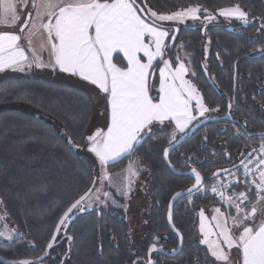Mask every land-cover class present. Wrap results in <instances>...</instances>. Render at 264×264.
Returning a JSON list of instances; mask_svg holds the SVG:
<instances>
[{"label": "trees", "instance_id": "16d2710c", "mask_svg": "<svg viewBox=\"0 0 264 264\" xmlns=\"http://www.w3.org/2000/svg\"><path fill=\"white\" fill-rule=\"evenodd\" d=\"M237 3L246 11L251 10L252 23L233 29L224 25H210L203 29L178 27L174 47L167 49L169 55L181 44L182 50L190 55L192 73L189 76L205 105L215 110L211 117L223 116L227 105L233 98L235 100L230 120L209 121L201 125L169 154V161L176 170L185 172L196 168L209 184L215 170L233 166L243 157L246 151L243 146L248 140L243 133L249 128L264 129L263 120L259 125L258 121L255 124L252 120L254 116L264 117V53L254 51L264 43V32L257 31L260 18L264 17V0H144V6L156 12H171L196 5L208 9V12H216ZM206 36L210 42L205 53ZM115 59L119 61L117 56ZM202 67L208 71L219 93L206 81ZM154 68L158 66L154 65ZM106 102L104 95L101 103L96 105L86 88L43 76L8 75L0 78V199L3 200L0 206L10 222L23 232L21 243L0 242V246L7 245V251L0 249V254L8 255L13 251L17 258L39 255L60 215L97 178L95 166L84 147L87 131L97 118L98 108L102 106L106 112ZM47 118L62 126L76 148ZM237 128L242 135L235 134ZM253 138L260 140V137ZM169 140V133L151 131L134 152L151 182L150 225L146 240L154 234L166 233L167 249L178 244L177 237L168 230L165 222L168 201L176 191L193 183L190 177L171 172L164 163L163 149ZM129 157L132 155L110 167L124 165ZM191 196L190 205L177 202L173 210V223L183 236V247L177 256L163 257L160 264H193L197 259L200 264H212L206 249L198 243L196 210L215 200L209 192ZM111 227L117 235V250L107 238L111 236ZM70 229L74 255L80 256L86 251V264H122L129 243L123 217L104 209H93L72 221ZM100 236L107 239V243H103L106 259H101L98 250ZM115 254L118 256L112 258Z\"/></svg>", "mask_w": 264, "mask_h": 264}, {"label": "snow or ice", "instance_id": "6c2138e0", "mask_svg": "<svg viewBox=\"0 0 264 264\" xmlns=\"http://www.w3.org/2000/svg\"><path fill=\"white\" fill-rule=\"evenodd\" d=\"M200 11L205 13V22L216 18L201 5L183 8L171 14H158L149 9L150 15L142 18L138 13L143 12V9L137 6L136 0H0V28H19L18 32L0 30V72L6 69L23 72L33 66L48 67L53 71L58 68L61 72L81 76L108 95L107 130L97 129L87 137L89 151L94 153L103 170L100 177L103 183L111 179L107 172L110 162H117L124 154L131 155L141 140L151 135L150 126L154 121L175 122L173 137L168 141L170 147L163 149L164 159L168 161L171 146L178 143L176 134H186V129L197 119V115L204 117L210 111L195 86L184 79L188 69L179 57L175 67L169 60H163L159 68L158 99L150 95L148 83L154 68L153 62L157 58L162 59L169 47L165 39L171 37L175 40L178 32V29L170 32L162 28L157 21L198 20ZM218 12L225 18L251 23L248 19L251 10L245 11L239 3L218 9ZM21 20L23 23H20ZM260 20L257 31L264 32V17ZM37 41L38 45L35 43ZM24 42L27 47L22 46ZM117 50L127 60L126 68L113 63V53ZM260 50L264 51V48ZM45 52L48 54L47 62L42 55ZM139 53L147 58L146 62L142 61ZM193 100L195 108L192 107ZM194 111L197 115H193ZM235 134L242 135L238 128ZM258 135L261 141L258 154L253 155L257 152L254 148L247 154V162L242 159L240 163L244 179H238L237 183L245 190L226 194L229 185L223 181H216L211 187V191L234 207L236 212L233 216L221 212L220 208L215 209L217 215L213 216V220L216 221L218 233L205 232L203 223L201 225V232L205 233L206 238L200 243L207 245L208 253L214 258L213 264H264V132ZM253 165L259 169L258 172L254 171ZM137 167L138 161H130L125 169V196L131 190L132 178L139 174ZM219 171L237 178L240 175L239 171L230 172L229 169ZM191 175L195 183L187 191H200L204 177L196 168L191 169ZM216 175L213 173L214 177ZM92 183L96 184L95 178ZM99 191L96 189V192ZM92 194L93 188L89 187L68 206L52 233L46 246L48 249L53 247L61 227H68L65 221L70 214L74 210L85 211L84 204L91 200ZM103 195L110 197L108 192ZM180 195L176 193V197ZM96 199L99 200L98 195ZM91 206L89 202L87 207ZM200 216L203 220V211ZM2 219L5 217L0 216ZM5 235L4 231H0V236ZM212 235L217 238L209 239ZM8 238L11 239V233H8ZM66 238L73 240L70 235ZM233 249L237 251L235 259L232 257ZM154 251L155 243L148 249L149 253ZM12 264L34 262L21 259ZM132 264L141 262L133 261ZM147 264L154 262L149 259ZM193 264H200L199 259Z\"/></svg>", "mask_w": 264, "mask_h": 264}, {"label": "rangeland", "instance_id": "374dc122", "mask_svg": "<svg viewBox=\"0 0 264 264\" xmlns=\"http://www.w3.org/2000/svg\"><path fill=\"white\" fill-rule=\"evenodd\" d=\"M136 2H138L144 8L147 15H150V12H149L150 8L147 6H144L145 5L144 0H136ZM225 8H228V7H225ZM181 9H183V8H181ZM181 9H177V10H174L171 12H157V13L158 14H171L172 12H175V11H178ZM152 11H154V10H152ZM209 13L213 14L216 18L211 20V21H208V22L204 21L205 13L203 11H200L198 13L200 19H198V20L186 19L183 22L157 21V23L160 24L162 26V28H165V29L169 30L170 32L173 31L172 27H182V26H184V27L189 26L192 28L203 29L206 26H210V25H226L228 28L231 29L235 26H246V25H248V24H245L242 21L235 19V18H225L224 16H221L219 14L218 10L216 12H209ZM248 19L251 23L253 22V20L250 17H248ZM20 23H23V20H21ZM0 30H9V31L18 32L19 28L18 27L17 28H0ZM169 39H170V37H167L165 40V43L168 46H169ZM209 42H210L209 37L206 36L205 41H204V43H205L204 44V52L205 53L208 49ZM35 43H37V45H38V41ZM180 46H181V44L177 45L176 48L174 49V52L169 54V55L167 54V49H166L165 55L162 57V59L157 58V60L154 62V65H157L160 68L163 64V60H169L172 63V66L175 67L176 63L178 62L177 58L179 57V59L183 61V63L185 64V66L188 69V71L185 73L184 79L188 80L192 85H194V83L191 80V77L189 76V74L192 73L190 70V65H189V56L190 55L188 53H185L182 50V47H180ZM168 49H169V47H168ZM118 62H120V61H118ZM8 75H38V76H43V77H46L48 79H52V80L59 81V82L64 81V79L61 78L60 74H58L56 71H53L52 69L47 70L46 68H36L35 66H33L32 69L26 70L23 72L14 71V70H9L7 72H1L0 78H4ZM150 77H151V73L148 77V81L150 80ZM177 83L179 84V81H177ZM149 89H150L149 90L150 95L154 96L157 99V97H158L157 78L155 79V83L152 86H149ZM87 90L89 91L94 103L96 105H99V103H101V99L103 97L100 94V92L98 90L94 89L93 87L87 88ZM192 105H193V108H195V100L192 101ZM100 107L101 108H98L97 118H95L94 121L91 123V125L87 131V134H86V145L84 147V150H85V153L92 160V162L95 166L97 178H96V184L93 188L92 198L90 201H86L84 206L87 209L99 208V207L104 206L107 209H109L110 211H112L114 214L122 216V215H124L125 209H127L126 204L128 203V201H131V203L129 204L130 206H129L128 214H129V221H130L131 225L134 226V230H135V229H137V222L139 221L138 219L140 217V215H139L140 214V211H139L140 207L144 208L146 206L144 216L147 217L146 215L148 212V206L146 204H148L147 196L149 197L151 182L148 178V175H147L148 173H147L146 168L141 164L139 156L137 155V153H134V154H132V157L131 158L129 157V159H127L126 163L122 166L110 167L112 164H116L117 162H119L120 160H122L123 158L128 156V154H124L123 156H121L117 162H114V163L110 162V164L107 166V172H108L111 179L110 180H104L103 183H101L100 177L102 175L103 170H102L100 164L98 163L97 158L95 157L94 153L89 151V142L87 140V137L92 135L94 132H96L97 129H101V130L105 131V127L107 125L106 121H108V120H107L106 112L104 111L105 109L102 108V106H100ZM214 112H215L214 109H210L209 112L205 113L204 117L198 116L195 111H194V114L197 115V119L200 120L203 118L211 117V115ZM47 119L53 125L56 126V128L59 130V132L66 138L68 143H70V145H72L74 148H76L74 143L68 137L65 130L62 128V126L59 125L56 121H54L51 118H47ZM164 124H166V123L159 122L157 124V123L153 122L152 125L150 126L151 131H162L164 129H171L169 132H167V133H169V137L171 139L173 137V134H174L173 128L172 127L170 128L168 126V124H167V126ZM180 135H182V134L177 133L176 137H180ZM130 161H138L137 170H138L139 174L136 177L132 178L133 183L131 184V190L128 191L127 196H125L124 195L125 189L123 187V185L127 183V180L125 179V177L127 176L125 169L127 168ZM96 189H100V191L96 192ZM202 191L203 190L201 188V190L197 191V193H202ZM104 192L110 193V197L106 198L103 195ZM143 194H146V196ZM97 195L99 196V200L96 199ZM129 199H131V200H129ZM100 201H103V203H101ZM113 201H115V203ZM89 202L92 204L91 207H87V204ZM216 208H220L221 212H224L226 215H230L229 213H227V211L220 204L210 206V207L206 208L205 210L201 209L198 212V222L199 223H198V228L196 231L198 243L200 246H202L206 249V252H207L209 258L211 259L212 264H213L214 258L211 257L210 254L208 253L207 245L200 243L201 240H204L206 238L205 233L201 232V225L203 223V225L205 227V232L218 233V229L216 228V221L213 220V216L217 215L215 212ZM201 211L204 212L203 220L200 216ZM0 216L5 217V219L0 220V231H4L6 233L5 236H0V239L7 240V241L13 239L17 233L15 226L10 222V220L8 219L6 214L3 212L1 206H0ZM229 223L231 224V221H229ZM8 233H11V239L8 238ZM131 233H132L133 247L136 249L135 245L138 243V240L136 237L137 234L132 232V231H131ZM208 238L211 240H215L217 238V236L212 235ZM236 254H237V251L235 249H233L232 250L233 259L236 258Z\"/></svg>", "mask_w": 264, "mask_h": 264}, {"label": "flooded vegetation", "instance_id": "af4514ba", "mask_svg": "<svg viewBox=\"0 0 264 264\" xmlns=\"http://www.w3.org/2000/svg\"><path fill=\"white\" fill-rule=\"evenodd\" d=\"M224 26H226V25H224ZM227 27V26H226ZM234 28V27H233ZM233 28H231V29H233ZM262 48H264V43L261 45V46H259L258 48H256V49H254V51H256V52H259L258 54H263L264 53V51H261L260 49H262ZM255 54V53H254ZM254 54H252V55H254ZM257 54V55H258ZM159 68V67H158ZM158 68H154V72H156L155 71V69H158ZM203 69L204 70H206L205 69V67H202V72H203ZM207 71V70H206ZM208 72V71H207ZM204 75V74H203ZM208 75H209V73H208ZM205 77V76H204ZM209 77H210V75H209ZM153 79H155L154 77H153ZM206 79V78H205ZM211 79V78H210ZM212 80V79H211ZM154 81V80H153ZM152 81V82H153ZM207 81V80H206ZM208 82V81H207ZM212 83H213V81H212ZM209 84V83H208ZM210 85V84H209ZM213 85L215 86V84L213 83ZM211 86V85H210ZM196 87V86H195ZM212 87V86H211ZM216 87V86H215ZM213 88V87H212ZM197 89V88H196ZM198 90V89H197ZM213 90H215L214 88H213ZM200 92V91H199ZM215 92H217V93H219V90H218V88L216 87V90H215ZM201 94V93H200ZM202 96V95H201ZM232 101H233V99H232ZM232 101H231V103H232ZM235 101V100H234ZM231 103H229V104H231ZM228 104V105H229ZM228 105H227V107H228ZM234 105H232V107H233ZM231 107V108H232ZM231 111V110H230ZM226 113V112H225ZM230 117H231V115H230ZM253 121H254V123L256 124V122L258 121V125L259 124H261L260 122H261V120H263L264 121V117L263 118H260V117H256V116H254V118L252 119ZM198 121V120H197ZM196 121V122H197ZM243 124H245V123H243ZM191 127V126H190ZM189 127V128H190ZM188 128V129H189ZM187 131V130H186ZM156 132V131H155ZM262 132H264V129L262 128V127H259V129H255V128H253V130H251V128H249L248 129V131H246V133H243L245 136H246V138L248 139L247 140V143H246V145H244L243 146V148H245L246 149V151H245V153L246 152H248V151H250V150H253L254 148L255 149H258L259 148V143L261 142L259 139H255V138H253V137H260L258 134L259 133H262ZM244 153V154H245ZM244 156V155H243ZM95 186V185H94ZM202 193L203 192H209L210 193V191H209V183H208V179H204V183H203V185H202ZM150 190H151V188H150ZM194 193H197V191L196 192H193V193H191V194H189V195H187V196H184L183 198H181L180 200H178L177 202H179V204H181V203H187V204H191V202L193 201L192 199V194H194ZM143 195H145L146 196V194H143ZM147 198H148V204H146L147 206H148V212H147V217H145L144 215H145V209H146V206L144 207V208H142V207H140V217H139V221L137 222V229H135L134 230V226H132L131 225V223H130V221H129V214H128V211H129V204L131 203V201H128V203L126 204V208L127 209H125V212H124V215H122V216H120V215H118V216H120V217H123V219H124V221L126 222V225H127V235H128V237H129V243H128V245H127V248H126V250H125V255H124V258H122V260H121V262H122V264H132V262L133 261H140L141 262V264H147V262H148V255H147V252H148V248L150 247V245H152L153 244V240H154V238H159L158 239V242H156L155 244H156V246L157 247H161L163 250H165V251H167V252H169V251H171L172 249H174V248H176L177 246H175V247H172V248H169V249H167L166 248V245H165V239H167V235L168 234H166V233H164V234H161V235H159V234H154L151 238H150V240L148 239V240H146V237H147V229L149 228V225H150V223H149V216H150V213H149V208H150V193H149V197L147 196ZM183 199V200H182ZM129 200H131V199H129ZM177 202L175 203V204H177ZM174 204V205H175ZM216 204H221V203H218V202H216V201H214L211 205H209V206H201V207H199V208H197V210H196V218H197V223H199L198 222V212L201 210V209H206V208H208V207H210V206H213V205H216ZM168 205V204H167ZM93 209H98V210H101V209H104V210H107L108 212H110L111 214H113L114 215V213L112 212V211H110L109 209H107L106 207H99V208H92V209H87L86 207H85V211H83V212H80L79 210H74L73 211V213H71L70 214V217L69 218H67L66 219V221H65V223L68 225V227H61V229H60V231H59V233H58V236H57V239H56V241H55V243H56V245L54 246V247H52L51 249H50V251H49V254H48V256H47V258L46 259H44L42 262H39V263H34V264H61V262L63 261L64 262V264H86V257H87V253H86V251H84L80 256H75L74 255V241L72 240V241H69L67 238H66V236H68V235H70V236H72L71 235V233H70V231H71V229H70V225H71V223H72V221H74L78 216H81V215H84L85 214V212H87V211H91V210H93ZM173 210H174V207H173ZM166 212H167V210H166ZM139 213V212H138ZM62 215V214H61ZM60 215V216H61ZM60 218V217H59ZM58 218V219H59ZM133 219V218H132ZM172 220H173V218H172ZM58 221V220H57ZM165 222H166V213H165ZM57 223V222H56ZM174 224V223H173ZM56 225V224H55ZM166 225H167V223H166ZM175 226V225H174ZM55 227V226H54ZM167 228H168V226H167ZM176 228V227H175ZM15 229H16V235H15V237L13 238V239H11V240H2V239H0V242L1 243H9V242H13V241H17V243H21L22 242V231L20 230V229H18V228H16L15 227ZM53 230H54V228H53ZM53 230H52V232H51V235H50V238H51V236H52V233H53ZM168 230H169V228H168ZM131 231L132 232H134V233H136L137 235H136V237H137V240H138V243L135 245L136 246V249L133 247V243H132V233H131ZM172 234H174L171 230H169ZM179 231V230H178ZM109 233L111 234V236L110 237H107V238H109V240L112 242V244L114 245V248L117 250L118 249V239H117V235H116V233H115V229H113L112 227L109 229ZM175 235V234H174ZM176 236V235H175ZM177 237V236H176ZM183 237V236H182ZM50 238H49V240H50ZM49 240L47 241V243L49 242ZM177 241H178V238H177ZM107 243V239L105 238H102V236H100V239H99V243H98V250H99V252H100V257H101V259L103 258V259H106L107 257L105 256V255H103V253H104V251H105V247H104V245H103V243ZM47 245V244H46ZM178 245V244H177ZM46 247V246H45ZM45 247H44V249H43V251L39 254V255H37L36 257H39L43 252H44V250H45ZM183 247V246H182ZM0 249H2V251H7V245L6 244H3L2 246H0ZM116 250H115V253H116ZM62 252V253H61ZM16 253H14L13 251L11 252V253H9L8 255H6V254H3V253H1L0 254V257L2 258V259H6V260H21V259H27V258H17L16 256ZM9 256V257H8ZM118 256V254L116 255L115 254V256L113 255L112 256V258H116ZM36 257H33V258H36ZM163 257H166V256H164L163 254H161V253H158V252H152L151 253V255H150V258H151V260L154 262V264H160V261L161 260H163ZM166 258H168V257H166ZM78 260H80V261H78ZM0 264H3L1 261H0Z\"/></svg>", "mask_w": 264, "mask_h": 264}, {"label": "water", "instance_id": "95a60500", "mask_svg": "<svg viewBox=\"0 0 264 264\" xmlns=\"http://www.w3.org/2000/svg\"><path fill=\"white\" fill-rule=\"evenodd\" d=\"M136 4H137V6H138L140 9H143V12H139V14H140V15L142 16V18H143L145 15H147V13L145 12L144 8H143L138 2H136ZM177 29H178V32H179V28H178V27H172V30H173V31H174V30H177ZM202 31H203V30H202ZM178 32H177V36H178ZM176 39H177V38H176ZM176 39L173 40V39L170 37V39H169V49H170V50L174 47V44H175ZM203 74H204L206 80L208 81V83H209V84H210V85L216 90V87L213 85L212 80L210 79V77H209V75H208V72H207L206 70L203 69ZM153 76H154V70H152V72H151L150 83H152ZM235 80H236V74H235V76H234V82H235ZM235 92H236V87H234V95H235ZM231 105H234V98H233V101H232ZM228 106H229V105H228ZM230 110H231V108L227 107V111H226V113H225L223 116H221V117H207V118H203V119H200V120H198L197 122H195V123H194V124H193V125H192V126L186 131V134H182V135H180V137L183 136V139H180V137H176L178 143H176L175 145H172V146H171V151H172L174 148H176L177 146H179V145L185 140V138H186L187 136H190L191 134H193V133L196 131V129L199 128L201 125H203V124H205V123H207V122H209V121L230 120V119H231V117H230ZM147 136H148V135H147ZM147 136H145V137L141 140V143H140L139 145L136 146L135 151H136V150L142 145V143L144 142V140H145V138H146ZM171 139H172V138H171ZM171 139H170V140H171ZM166 147H170L169 143H168V145H167ZM166 147H165V148H166ZM135 151H134V152H135ZM171 151H170V152H171ZM134 152H133V153H134ZM250 152H252V150L246 152V153L244 154V156H243V157H242V158H241L236 164H234L233 166L226 167V168H221V169H229V171H230L231 169H233V168L239 166L240 163H241V160H242V159H243L244 161H246V160L248 159V155H247V154L250 153ZM133 153H132V154H133ZM132 154H131V155H132ZM162 158H163L164 163L166 164V166L169 168V170H170L171 172H173L174 174H178V175H186V176L190 177V178L193 180V183H192V184L195 183L194 176L191 175V169H190L189 171H185V172H184V171H178V170H176V169L172 166L171 163L169 164V158H168V161H166V160L164 159V154H162ZM234 166H235V167H234ZM221 169H217V170H215V171L213 172V173H217V175H216L215 177H217V176H219V175H222V174L226 173V172H220L219 170H221ZM213 173H212L211 176H210L211 179L214 178ZM203 183H204V179H203V181H202V185H203ZM192 184H191L188 188H186V189H184V190L176 191V192L170 197V199H169V201H168V205H167L166 223H167V226H168L169 230H171V231L177 236V238H178V245H177L176 248H174V249H176V251L173 252V251H172L173 249H172L171 251L167 252V251L163 250L161 247H157V246H156V251H154V252L161 253V254H163L164 256L168 257V258H173V257L177 256V255L180 253V251H181V249H182V246H183V237H182V234H181V233L175 228V226H174V224H173V220H172V218H173V207H174V204H175L178 200H180V199L183 198L184 196H187V195L191 194V193H189L187 190L192 186ZM89 187L94 188L93 183H91ZM89 187H88V188H89ZM88 188H87V189H88ZM193 192H196V191H193ZM193 192H192V193H193ZM176 193H181V195L178 196V197H176ZM82 194H83V193H82ZM82 194H81V195H82ZM173 197H176V198L173 199ZM77 198H78V197H77ZM77 198H76V199H77ZM76 199H75V200H76ZM75 200H74V201H75ZM74 201H73V202H74ZM73 202H72V203H73ZM170 205H171V207H170ZM67 208H68V207H67ZM67 208H66V210H67ZM66 210H65V211H66ZM65 211H64V212H65ZM170 211H171V220H169V212H170ZM64 212H63V213H64ZM63 213H62V215H63ZM62 215H61V216H62ZM61 216H60V217H61ZM59 220H60V218L58 219L57 223L59 222ZM57 223H56V225H57ZM56 225H55V227H54L53 232L56 230ZM51 238H52V236H51ZM51 238H50V240H51ZM153 241H154L153 243H156V242H158V239H154ZM47 244H48V243H47ZM55 245H56V243L54 242L53 247H54ZM46 246H47V245H46ZM150 246H151V245H150ZM148 249H149V248H148ZM49 251H50V249H48L47 247H45L44 252H43L39 257H36V258H27V259L33 261L34 263L42 262L44 259L47 258L48 254H49ZM147 255H148V259H151V258H150L151 253L147 252ZM41 257H42V259H38V258H41ZM0 261H1L3 264H12L13 261H19V260H6V259H2V258L0 257Z\"/></svg>", "mask_w": 264, "mask_h": 264}, {"label": "crops", "instance_id": "0c3cea01", "mask_svg": "<svg viewBox=\"0 0 264 264\" xmlns=\"http://www.w3.org/2000/svg\"><path fill=\"white\" fill-rule=\"evenodd\" d=\"M139 14V13H138ZM3 31H9V30H3ZM166 40V39H165ZM22 46H24V47H27V44H26V42H24L23 44H22ZM29 55H31V53H29ZM43 55V57H44V59H45V61L47 62V59H48V54L45 52V53H43L42 54ZM141 58H142V61L143 62H146V58L143 56V53H139L138 54ZM115 56H117V58H119V61L120 62H118L116 59H115ZM156 61V60H155ZM154 61V62H155ZM153 62V63H154ZM113 63H115V64H117V66L118 67H122V68H126L127 67V60L123 57V53L122 52H119L118 50L116 51V52H114L113 53ZM47 70H51V68H48V67H45ZM9 70H11V69H6V70H4L3 72H7V71H9ZM153 70H154V68H153ZM157 70V71H156ZM58 74H60V76H61V78H63L64 79V81H61V82H64V83H70V84H72V85H76V86H81V87H84V88H90V87H93L94 89H96V90H98L99 92H100V94L102 95V96H106V99H108V95L107 94H105V93H103L101 90H100V88L97 86V85H95V84H92L90 81H88V80H84L81 76H79V75H73V74H71V73H65V72H61L58 68L55 70ZM155 71L156 72H154V78L156 79L157 78V88H159V83H160V76H159V68L158 69H155ZM47 72V71H46ZM1 73V72H0ZM153 81V80H152ZM148 83H149V86H152V83H150V80L148 81ZM176 83H177V81H176ZM178 84V83H177ZM150 90V89H149ZM159 98V93H158V97H157V99ZM192 103V102H191ZM106 107H107V109H106V116H107V120L108 121H106V124L108 125V122H109V111H108V105H107V102H106ZM192 107H193V105H192ZM193 115H195L194 114V112H193ZM198 119H196L195 121H193L192 122V124L190 125V126H192L196 121H197ZM155 123H159V121H154ZM162 123H166V124H164V125H166L167 126V124H168V126L171 128H175V122L174 121H170V120H165V121H163ZM107 125H106V127H105V131L107 130ZM189 126V127H190ZM171 129H164V130H162V132H169ZM186 130H188V129H186ZM180 134V133H179ZM226 211H227V213H229L230 215H236V212H235V208L234 207H232L231 205H229L227 202H225V203H223V204H220ZM236 257H237V254H236Z\"/></svg>", "mask_w": 264, "mask_h": 264}, {"label": "built area", "instance_id": "2783aa9c", "mask_svg": "<svg viewBox=\"0 0 264 264\" xmlns=\"http://www.w3.org/2000/svg\"><path fill=\"white\" fill-rule=\"evenodd\" d=\"M258 149H259V148H258ZM258 149H257V152H256V153H253L254 156L258 154ZM247 160H248V159H247ZM247 160L244 161V162L246 163ZM253 169H254V171H256V172L259 171V169L256 168L255 165H253ZM237 171H239V174H240L238 178H237V177H233V176H229L228 173H224V174H222V175H219V176L214 177V178L211 179V182H210V184H209V191H210L211 196L214 198V200H215L216 202L221 203V204H223V203L226 202V201L222 200L221 197H220L219 195H217V194H215V193H213V192L211 191V187L213 186V184H214L216 181H223L225 184H228V185H229V187H228V189H227V191H226V194H231L232 192H236V193H238V192H240V191H244V190H245L244 187H243L242 185H240V184L237 183L238 179H239V180L244 179V177H243V168L240 167V165H239V166H237V167H235V168H233V169L230 170V172H237ZM230 181H231V183H229ZM253 198H254V197H253Z\"/></svg>", "mask_w": 264, "mask_h": 264}]
</instances>
